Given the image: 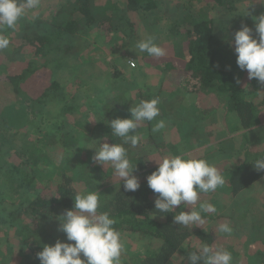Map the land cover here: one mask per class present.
Wrapping results in <instances>:
<instances>
[{
  "label": "trees",
  "instance_id": "trees-1",
  "mask_svg": "<svg viewBox=\"0 0 264 264\" xmlns=\"http://www.w3.org/2000/svg\"><path fill=\"white\" fill-rule=\"evenodd\" d=\"M181 1L184 3L186 0H57L55 9L49 16L39 14L33 18V10H28L18 21L14 31L0 26V34L11 41L7 49L0 51V78L3 74L6 77L5 80L2 78L4 84L0 80V174L4 173V166L12 161L14 171L6 177V186L13 188L14 195L19 198L20 208L19 212L17 209L12 214L15 225L13 223L11 228L24 235L22 241L14 237L7 238L10 245L0 242V247L5 251L1 264H7V259L12 258L7 254L8 251L12 253L11 243L14 244L15 240H18L20 246H24L23 257L30 259L29 264H40L37 253L42 251L43 246L51 243L54 246L57 240L66 237L65 233L58 230L62 225L60 217L66 210H74V197L77 193L88 191L100 193L101 208L98 211L110 213L116 220L114 227L121 232L122 237L128 234L148 240L154 245L141 264H170L178 256L187 259L189 251L204 243L230 251L233 264H264V216H261L260 207L259 217L249 211L245 215L247 217L240 220L244 222L241 224L247 223L250 235L253 236L247 243L240 240V231L233 230V234L227 237L217 230V226L227 220L234 222L233 229L239 225L238 213L233 209L228 212L218 210L220 202L225 207L230 203L238 204L241 194L264 182V171H256L252 164L256 159L264 157V85L256 80H248L247 72L239 69L234 52V37L230 38L231 34L233 36L240 30L242 23L254 29L252 17L264 13V8L259 13L252 11L247 16L244 13L237 25L230 16L241 11L244 1L253 2L256 7V4H264V0H198L204 5V13L200 17L193 18L185 14L181 18L177 14L175 18L177 25L174 33L177 43L174 49L171 51L168 47H163L167 52L166 56L145 60L149 64L146 65L148 68H158L164 74L160 93L165 99L158 105L160 115L157 120H164L166 128L153 134L151 129L156 121H146L143 127L148 137L141 139L135 148L130 143L124 145L131 163L137 165L136 170L142 174L138 176L140 188L136 192H125L123 184H116L120 179L113 175L112 168L103 178L92 176L91 168L96 167L94 165L98 162H93V155L84 152L78 156L76 143H82V140L73 131L70 144L65 143L67 148L73 147L66 154L69 166L60 173L57 170L55 175L41 174L39 169L27 173L22 169L23 164L14 160L19 158L18 160L25 159L29 162L31 158H35L34 163L37 164L42 161L36 149H29V156L23 155V149L15 150V141L26 130L32 115L38 113L31 107L35 104L44 107L50 103L52 93L56 94L60 89L53 78L52 66L61 64V58L68 57L71 52L80 55L83 48L74 46L73 40L81 39L79 36L84 32L85 25L92 31H95L94 28L104 29L111 25L109 32L111 35H118L116 40L124 38L130 42L138 33L136 21L145 19L161 4H180ZM182 5L178 7L184 8ZM224 10L230 15L218 18L213 13ZM165 14H170L168 18L174 19L172 12L166 11ZM223 22L224 27H221ZM221 29L223 33H220ZM106 39L113 41V36H106ZM96 44L103 43L97 40ZM55 54L60 58L52 56ZM84 60L88 61V58L84 57ZM228 66H231L230 71L227 70ZM121 75L120 71L116 74L117 77ZM237 78L242 83L238 84ZM4 85L9 86L12 93L9 90L6 92ZM113 103L114 101H109L106 104L108 116L112 111L108 108ZM75 109L71 108L69 112L75 114ZM184 113H193L195 119L183 121L181 117ZM218 114L220 127L216 121ZM212 118L215 119L213 122ZM110 121L107 118L102 124L110 125ZM182 123L185 124L183 137L178 131V125ZM202 128L205 132H202ZM222 128L227 139L219 144L216 135ZM256 128L257 134L250 136L249 133L256 131ZM111 132H103L104 143H123L121 138L115 137ZM237 139L242 142H236ZM61 140L64 142V137ZM182 141L186 142L185 150L192 156L196 155L198 151L195 150L202 145L215 141L211 148L217 146V149H213L217 154L213 150L210 152L215 155L214 161L210 163L225 178L224 186L215 192L201 194L200 202L215 205L216 211L205 214L206 223L200 227H184L173 223L175 212H155L154 202L159 194L149 188L147 177L157 169V165L148 161L151 155L145 150L142 153L139 151V147H143L141 143L146 142L156 153L168 155L183 145ZM57 142V139L49 141L51 144ZM227 143H233V146L225 148ZM219 154H228L230 159L221 161ZM203 157L206 158V155ZM57 173L60 178H57ZM40 175L45 177L38 182ZM142 176L146 178L145 182L141 181ZM198 207V204L190 205L189 209L184 210L190 211ZM181 209L177 208L176 211ZM17 212L22 215L15 216ZM253 240L255 243L247 251ZM174 254L176 256L173 258Z\"/></svg>",
  "mask_w": 264,
  "mask_h": 264
},
{
  "label": "rangeland",
  "instance_id": "rangeland-1",
  "mask_svg": "<svg viewBox=\"0 0 264 264\" xmlns=\"http://www.w3.org/2000/svg\"><path fill=\"white\" fill-rule=\"evenodd\" d=\"M109 3L110 2H107V4ZM252 3L250 1H244L242 3L243 8H240L241 11L236 15L230 16L232 22L237 25L240 22V18L243 17L242 15L247 11L259 13V11H262L264 8V4H261V6L256 4V7H254ZM56 4L57 0H40V6L33 10V15L31 14V16H33V18L39 14H48L49 16L50 13L53 12V9H55ZM182 4L185 6L184 8L178 7ZM166 11L172 12L174 19L172 17L169 19L168 17L170 14L166 15ZM201 13H204V5L198 0H186L184 3L181 1L180 4L169 3L165 6L161 4L156 11L149 14L145 19L143 18L140 21H136L138 24V33L132 40L130 39V42L124 38L116 40L118 35H111L109 32L112 29H110L111 25H107L104 29L94 28L93 30L95 31H92V29L87 28V25L84 26V22H82L84 32L79 36L81 39L73 40L74 46H78V48L81 46L83 48L80 55L71 52L68 54V57L61 58V60H63L61 64L52 66L53 78L58 82L60 89L57 90L58 92L56 94L52 93L50 103L44 105V107L43 105L39 107L38 104L31 107L34 111H38V113L32 115L33 118H30L26 130L24 129L15 141V150L23 149L25 150L23 155L29 156V149H36L39 151L38 155L42 157V161L37 159L39 161L37 164L34 163L35 158H31L29 162L25 159L18 160L19 158H15L14 160L19 161L18 164L20 165L23 164L22 169H25L27 173H33L34 170L39 169L41 174L52 173L55 175L57 170L60 173L65 167L69 166V159L66 154L71 152L73 147L69 149L65 143L67 142L70 144V135H72V131L76 132L77 134H74L78 135L80 140H82V143H79V141L76 143L77 150L79 151L78 156H80L82 152L94 155L97 148L104 143L102 139L103 132L107 130L113 133V130L109 128L111 127L109 124H102L105 119L110 118L112 121L116 118H131L129 109L138 104L141 100L159 98L160 102H162V99H165L160 93L164 74L161 73L158 68L151 70L146 66L149 64L146 63L145 60L150 58V56H148L147 53L136 52L135 44L140 40L153 37L157 45L168 47L172 51L177 43L174 33L177 25V21L175 20L177 14L181 18L185 14L194 18L195 16L200 17ZM213 13L218 18L230 15L225 10L219 13L213 11ZM230 19L228 21H230ZM224 24L225 22L222 23L221 27H224ZM220 33H223L222 29ZM106 36H113V41L112 39L107 40ZM233 37L234 35L232 36L231 34L230 38L233 39ZM97 40L101 41L103 44H96ZM109 45L112 47L109 48ZM52 56L58 57L57 54ZM84 57L88 58V61H85ZM129 60L135 61V67L132 66ZM35 65H37V61ZM118 71L123 75L117 77L116 74ZM4 75L5 74H3L2 78L5 80L6 77H4ZM2 78H0V80L4 84ZM6 86L7 85H4L3 89L6 92L9 90V92L12 93L9 86H7V89ZM109 101H114L108 108L112 109V111H110V116L107 115L109 111L106 109V104ZM71 108H76L75 114L69 112ZM192 112L195 114L193 107ZM193 113H184L181 119L185 122L193 121L195 119ZM219 118L220 115L218 114L216 121L220 127L221 121H219ZM213 120L215 119L212 118L211 121L213 122ZM211 121H209V124H211ZM73 123L76 125H73ZM144 129L142 124L137 130L141 135V139H146V136L148 137V134L144 133ZM184 129V123L178 125V131L181 137H183L182 131ZM221 130L222 131L218 132L216 135L219 144L227 139L223 128ZM254 130L256 131L252 130V133H249L250 136L257 134L258 129L256 128ZM202 132H205V130L203 129ZM62 137H64V142L61 140ZM52 139H57L58 142L55 144L49 143ZM214 142L204 144L200 149H196L195 151L198 152L196 155H193V157L203 158L209 162L214 161L213 156L217 154V152L213 150L217 149V146H214L213 149L211 148ZM236 142L241 143L242 141L241 139H237ZM182 143L183 145L181 144V146L171 154L178 155L182 152H188L185 150L186 142L182 141ZM141 145L143 147H139V151L142 153L145 150L147 154L151 155L150 159L158 160L164 156L152 150L153 147L150 144H146V142L141 143ZM231 146H233V143H227L224 147L229 148ZM212 150L215 155L212 153L210 154ZM152 153L155 154L152 155ZM207 153L210 155H207ZM203 155H206V158L203 157ZM218 158L222 161V159H230V156L228 154H219ZM152 163L156 165L155 161H152ZM94 166L96 167L92 166L90 174L92 176L97 175L100 178L109 174L108 170L112 168L110 164L106 165V167L99 163ZM13 167V162H8V164L4 166V173L0 174V242L9 245L10 243L7 240L9 237L17 238L19 241L24 239L23 234L11 228L13 223L15 225L12 214L17 209L19 212L20 208L18 202L19 198L17 199L14 195L13 188L6 186V177L14 171ZM133 174L137 177L142 175L141 172L137 170H135ZM56 176L60 178L58 173ZM44 177L45 176L40 175L37 179L38 182ZM141 181L145 182L146 178L142 176ZM116 184L122 185L123 181H118ZM14 185H16V183ZM239 198L238 204L230 203L228 207H225V205L222 204L223 202H220L218 210L228 212L233 209L238 213L239 217L237 219L239 225L233 230L240 231L242 236L240 240L242 243H247L248 239L251 240L253 236L250 235L251 230L247 223L241 224L244 222H240V220L243 221L247 217H245V215L248 214L249 211L250 213H255L256 217H259V207L261 216H264V182L259 185V187L257 185L251 191L241 194ZM18 212L15 214L17 217L22 215V213ZM251 220L252 218L250 217L249 221ZM224 223H229L231 227L234 228L233 221L227 220ZM46 229L49 230V227H46ZM18 240H15L14 244L11 243V246H13L11 249L12 253L8 251L7 256L12 258L7 259V264H29L31 262L29 258L24 259L22 253L24 246H20ZM123 240L125 248L121 256V264H141L146 254L152 250L151 247L154 246L148 240L146 241L128 234L123 237ZM59 241L68 242L66 237ZM254 243V240L249 243L247 251ZM50 245H52V243ZM4 253V249L0 247V264L2 263ZM181 258L183 257H175L170 264H190L187 259L181 260ZM197 264H203V261H198Z\"/></svg>",
  "mask_w": 264,
  "mask_h": 264
},
{
  "label": "clouds",
  "instance_id": "clouds-1",
  "mask_svg": "<svg viewBox=\"0 0 264 264\" xmlns=\"http://www.w3.org/2000/svg\"><path fill=\"white\" fill-rule=\"evenodd\" d=\"M39 6L40 0H0V26L14 31L27 11ZM245 15L251 13L247 11ZM252 19L254 29L242 23L240 30L234 34L236 64L241 71L247 72L248 80H256L264 85V13ZM10 43L7 36L0 34V51L7 49ZM135 51L147 53L154 58L167 55L166 50L157 45L153 37L136 42ZM129 62L135 67V61ZM227 70L230 71L231 66ZM236 82L242 83L239 78ZM159 104V98L141 100L129 109L131 118L110 121L114 136L121 138L123 143H103L92 157L93 162L105 167L108 164L112 166L113 175L123 181L125 192H136L140 182L133 174L137 165L131 163L124 145L130 143L135 148L140 144L141 135L137 130L146 121H156L151 129L153 134L166 128L164 120H157L160 115ZM148 161H155L157 165V169L147 177L149 188L159 194L154 202L155 212H175L173 223L180 226H203L206 223L205 214L215 212L216 208L209 202H200V197L201 194L215 192L224 186L225 178L220 170L208 160L195 158L188 152L164 155L158 160ZM252 164L256 171H264V157L256 159ZM197 204L198 209L184 210ZM100 208L99 192L77 193L74 197V210H66L60 217L62 225L58 230L66 234L68 242L57 240L54 246L44 245L42 251L37 253L40 264H121L125 248L122 234L114 227L116 220L109 212L98 211ZM177 208L181 210L177 212ZM217 230L227 237L233 234L229 223L219 224ZM187 260L190 264H197L198 261H203V264H233V255L223 247L204 243L189 251Z\"/></svg>",
  "mask_w": 264,
  "mask_h": 264
}]
</instances>
